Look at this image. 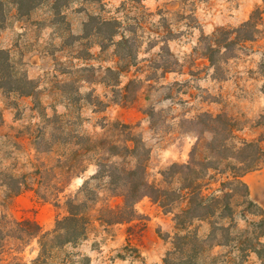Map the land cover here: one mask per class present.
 <instances>
[{"label":"rangeland","instance_id":"rangeland-1","mask_svg":"<svg viewBox=\"0 0 264 264\" xmlns=\"http://www.w3.org/2000/svg\"><path fill=\"white\" fill-rule=\"evenodd\" d=\"M0 1V50L33 91L0 80V264H260L243 248L264 244V156L246 188L230 157L264 149V0ZM113 163L160 191L129 222ZM192 182L215 215H184Z\"/></svg>","mask_w":264,"mask_h":264},{"label":"trees","instance_id":"trees-1","mask_svg":"<svg viewBox=\"0 0 264 264\" xmlns=\"http://www.w3.org/2000/svg\"><path fill=\"white\" fill-rule=\"evenodd\" d=\"M47 1L52 0H11V4L14 5L18 11V15L20 17H24L29 15L32 11H34L39 6L43 5ZM54 4L56 5V8H60L61 6H67L71 4L72 2L76 0H53ZM4 12V3L0 1V15ZM112 21H106V24H110ZM7 59V62H6ZM14 72L13 67L8 62V54L4 50H0V80L3 81L8 80L11 84H15L11 86V92H20L23 94L32 95L33 91H24V87H21L19 84H25L26 86H30L31 83L27 80H21V79H14ZM4 82V83H5ZM9 83V82H8ZM34 90V89H33ZM209 117V123L217 122L219 121L220 116H208ZM209 132L217 134V131L211 129L209 127ZM261 142H264V140H260ZM264 156V149L260 146V143L258 142H251V143H244L243 146L235 152V155L230 157L231 159L236 160L237 164H232V169L235 171L233 177V180L237 182L238 184H241L245 188L247 185L243 182L242 178L244 175L251 171L259 170L261 169V165H259V161L261 157ZM195 162L194 160H190L186 164H173L170 168V170H175V172H187L190 173L195 172ZM109 172L111 173L108 175V178L110 180V184L114 186H122L123 192L121 194V198L123 200L122 205L117 208L115 214V220L117 223L122 222H129L133 220V218L136 216V210L135 205L137 202H139L141 199L145 197L154 198L156 200H159V193L160 191L153 187L147 180L145 176V168L142 167V165L138 164L133 169H124L117 166L115 163L110 164L108 166ZM205 168H215L213 166H206ZM118 175V177L116 176ZM98 176L95 177L97 179ZM186 190L188 192L186 193V198L188 200V208L184 211V215L188 216L191 220L193 219H203L207 218L209 216L215 215V211H208L205 207V198L202 197L201 200L197 199L200 197L198 194L196 196V187L194 185V182L191 183L190 186L186 187ZM20 193V189L17 191L16 194ZM220 197H213V202L216 204H220L221 201ZM252 207H255L257 209V214L261 217V221L259 222V228L264 229V210L257 205L256 203L250 201L249 203ZM207 210V211H206ZM67 220L72 221H78L81 219L79 214H73L71 213V216L66 218ZM78 219V220H77ZM22 223H30L33 224L35 227L38 228V225L33 220H26ZM80 230V227H77ZM80 234V231L78 235ZM77 235V236H78ZM179 239L183 241H187L189 235L185 236H178ZM196 243V241H195ZM259 246V247H258ZM253 251L257 254L260 264H264V244L260 241H257V243H254V241H248V247L243 248V251ZM185 252V250L182 248L180 250V253ZM191 252L193 254H197V248L196 245H193L191 248Z\"/></svg>","mask_w":264,"mask_h":264}]
</instances>
